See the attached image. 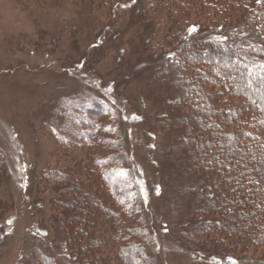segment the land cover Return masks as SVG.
Returning <instances> with one entry per match:
<instances>
[{
	"label": "rangeland",
	"instance_id": "374dc122",
	"mask_svg": "<svg viewBox=\"0 0 264 264\" xmlns=\"http://www.w3.org/2000/svg\"><path fill=\"white\" fill-rule=\"evenodd\" d=\"M170 1L0 0V264H75L77 254L80 264H129L136 253L127 241L143 264L263 261L264 240L252 245L236 232L251 197L208 196L184 149L200 141L196 105L206 110L205 126L217 115V125L228 118L226 129L235 130L238 115L249 117L248 100L231 89L241 61L222 65L218 52L201 87L184 96L188 104L179 99L180 76L193 87L196 70L172 60L187 53L178 50L182 29L199 25L205 11ZM231 1L239 12L248 2ZM212 9L208 27L233 16ZM220 65L231 78L220 80ZM184 132L190 142L182 147ZM122 218L132 229L126 242Z\"/></svg>",
	"mask_w": 264,
	"mask_h": 264
},
{
	"label": "trees",
	"instance_id": "16d2710c",
	"mask_svg": "<svg viewBox=\"0 0 264 264\" xmlns=\"http://www.w3.org/2000/svg\"><path fill=\"white\" fill-rule=\"evenodd\" d=\"M196 1L198 3L195 5L191 0H171L169 2V4H180L181 7H187V5L190 4L191 7L195 6V8L205 11L203 13L204 20L199 25L197 23H189L182 29L187 37L186 40L178 44V50L180 51L182 47H187L185 50L187 53H184L183 56H179V59L174 58L172 60V63H174L176 67H180L183 64L182 62L189 60V63L194 67L192 70H196L194 72L196 83L193 84V87L184 80L186 79L185 75L180 76L179 83L181 84V88L179 99L185 101L184 96L189 94V89L197 90L201 87L200 84H198V80L201 81L206 75L210 74V70H212L211 61L213 57L218 55V52H221L219 57L223 58L224 63L222 65H228L227 62L232 59L234 60V58H239L241 61V63L239 62L238 76L235 75V84L231 85V89L235 88V91L241 90L243 97L248 100V102L245 101V105L244 103L242 104V109L247 111V109L250 108V115L249 117L245 116L241 119L240 115H236L238 113V108H234L236 110L228 109L229 113H227L230 117L237 116L235 119L238 120V123L234 121L235 125L238 126L235 130H232L230 126L226 129L227 122L229 121L228 118L223 119L225 126H223L224 124L219 126L222 123L217 125L220 121L217 115L214 118L215 121H211L213 122L212 124L205 126L207 117L206 114L202 115V113L206 111L203 104L196 105L195 109L189 106V108L196 113L197 120L201 123L199 127H197L200 141L198 143H193L192 141V144H188L190 139H188V136H186L187 134L184 132L181 145L184 147L183 145L185 143L188 144V148L184 147L186 152L185 156H187V168H190L188 171L196 174V183L202 184V191L206 192V194L208 193V196L214 197V195L224 194L225 191L230 193L234 190L235 192H239L242 199L244 196L247 197V195L251 197L250 201H247L250 205L249 212L247 210L240 211V224L237 225L236 232H238V234L240 233V238H242V240L245 239L247 243L254 245L258 241L264 240V197L260 198L256 195L264 192V184H262L263 179L258 176H261L264 172V107L261 109V105L257 101L259 98H262V94L259 96L255 95V91L259 88L258 82L264 85V0H247L248 2L246 3L242 1L246 8H243L241 12H239L237 8L239 6L238 1L232 2L228 0L229 3L226 5L228 8L225 7L224 4H221L226 2V0H216V3L214 0ZM210 7L217 13L218 11L222 13L223 10L226 9L229 13L231 12L233 16H229L228 18L227 16L217 17V19L214 17L215 22L212 21L214 23H211V25H216L217 21L219 24L216 25L218 27L213 30L211 25L208 27L211 20L208 18L210 13L206 12ZM233 17H235V19H232ZM223 50L225 52L222 54ZM253 50L257 52V54L261 53L262 55L252 54L251 52ZM222 65H220L223 69L220 74L222 79L220 80H225V78L228 77L231 78L226 72L227 68H224ZM197 70H199V72H197ZM206 81L212 82L213 84L217 82L220 87L225 85V83L216 81L215 79L208 80V77ZM247 90L250 94L247 93L244 95ZM200 93L202 94L203 91ZM225 93L226 92L222 93L223 97L227 94L228 96L233 94L232 92ZM252 94L253 97L251 96ZM190 96L191 95H188L186 98ZM226 102L228 103V100L223 101L224 104ZM249 102H251V104ZM186 103L188 104V102ZM254 103L257 104L254 105ZM207 104L208 106L206 109L210 112L212 105H209L210 103ZM187 116L188 114L185 117ZM226 116L227 114L225 117ZM189 118L192 120V115H190ZM235 125H233L234 128ZM120 159L122 160L121 157ZM195 161H197V163ZM212 175L217 176L219 180H228L229 186L223 188L224 185L220 182H217L218 185H214L216 182L209 179ZM233 192H231V194H233ZM233 206L234 204L232 203L231 207L233 208ZM219 207L221 208L222 204L219 205ZM128 210V208H125L126 212ZM221 210L224 211L225 209ZM228 211L233 212L234 209ZM250 212L253 213V215H250ZM257 213H259V215H257ZM243 216L245 221L242 218ZM253 217L257 219L256 225L254 224L255 221ZM125 223L123 218L120 220L118 219V225L120 228L122 227V233L119 237L122 238L121 240L124 242L130 240L128 233L129 230L132 231V229L125 230L127 227ZM226 230L230 231L231 229L227 228ZM127 242V246L136 253V257H134L133 260L129 259L128 263L143 264L142 260L144 259L141 256L139 246L129 244V241ZM68 244H71L70 240H66V245L68 246ZM132 254L134 253L132 252ZM75 259H77L75 264H80L82 257L77 254ZM46 260L51 264L49 258H46ZM241 260V258L238 259L233 255H227L223 260L215 261H219L220 264H259L241 262ZM262 260L260 264H264V259Z\"/></svg>",
	"mask_w": 264,
	"mask_h": 264
}]
</instances>
